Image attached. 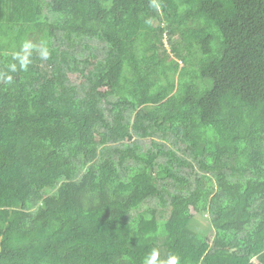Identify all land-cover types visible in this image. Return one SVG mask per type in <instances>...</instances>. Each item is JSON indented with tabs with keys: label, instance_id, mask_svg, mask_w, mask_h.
Instances as JSON below:
<instances>
[{
	"label": "trees",
	"instance_id": "1",
	"mask_svg": "<svg viewBox=\"0 0 264 264\" xmlns=\"http://www.w3.org/2000/svg\"><path fill=\"white\" fill-rule=\"evenodd\" d=\"M156 2L0 0V264H264V0Z\"/></svg>",
	"mask_w": 264,
	"mask_h": 264
},
{
	"label": "clouds",
	"instance_id": "2",
	"mask_svg": "<svg viewBox=\"0 0 264 264\" xmlns=\"http://www.w3.org/2000/svg\"><path fill=\"white\" fill-rule=\"evenodd\" d=\"M152 7H155L157 9L160 8V4L156 2V0H153ZM145 23L148 25H151L152 20L146 19ZM33 51H36L41 59L47 60L49 58V50L47 46L43 43L40 45L34 44L30 40H25L18 51H13L11 53L12 62L11 63V69L12 72L17 71V63L19 65V70L21 71H27L29 65L31 64L32 60V53ZM5 83L12 84L13 83V76L12 75H6L3 77ZM159 262V251L156 249H153L152 252L145 257L144 264H158ZM166 264H180V257L175 254H170L168 257V260Z\"/></svg>",
	"mask_w": 264,
	"mask_h": 264
},
{
	"label": "rangeland",
	"instance_id": "3",
	"mask_svg": "<svg viewBox=\"0 0 264 264\" xmlns=\"http://www.w3.org/2000/svg\"><path fill=\"white\" fill-rule=\"evenodd\" d=\"M194 228L197 231L203 232L205 234L207 233L209 236H211L212 228L207 219L199 220L198 222H196Z\"/></svg>",
	"mask_w": 264,
	"mask_h": 264
}]
</instances>
